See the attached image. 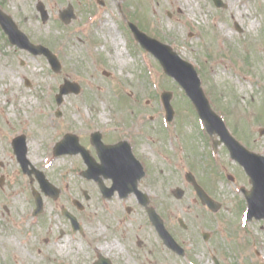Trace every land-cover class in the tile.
Masks as SVG:
<instances>
[{
	"label": "rangeland",
	"instance_id": "1",
	"mask_svg": "<svg viewBox=\"0 0 264 264\" xmlns=\"http://www.w3.org/2000/svg\"><path fill=\"white\" fill-rule=\"evenodd\" d=\"M221 1L225 8H217L212 0H179L183 7L179 12L176 0H0V9L29 41L49 49L61 63V72L53 73L44 56H33L10 44L0 28V89L8 87L0 93V160L7 175V186L0 190V227L15 230L10 234L12 248L4 243L5 238L0 245V264H86L91 234L101 232L104 241L114 244L113 236L119 230L135 229L134 222L145 225L141 209L133 211L131 222L115 199H97L95 184L79 175L83 170L76 173L82 164L79 156L52 154L67 132L94 152L89 139L97 130L107 144L136 140L134 150L147 171L140 188L158 203L160 212L169 208L171 219L180 216L192 223L193 231L199 223L198 231L211 233L212 241L201 249L197 264H213V256L220 264H264V218L244 221L246 202L241 188L250 190L248 177L223 144L214 154L212 140L189 99L157 59L137 44L126 23L133 22L190 62L228 131L246 149L264 156V132L259 134L264 129V0H234L233 5L231 0ZM39 2L47 14L45 21L37 10ZM68 5L75 18L64 24L59 15ZM254 15L259 18L256 25H261L251 29ZM107 28L120 36L118 48L125 53L124 64L112 56ZM9 73L14 77L12 85ZM64 79L78 83L81 91L65 96L58 107L54 96ZM13 91H18L15 101ZM162 91L172 93L174 118L170 123L164 119ZM22 93L25 102L20 107ZM20 135L26 138L29 169L42 171L62 191L58 200L45 197L36 179L30 181L19 172L9 142ZM186 172L221 203L218 213L190 199L194 192L184 179ZM175 187L187 191L182 203L171 194ZM31 188L43 201L38 218L30 213L34 205ZM83 191L91 197L89 201ZM73 201L84 210L80 212ZM123 202L133 206L129 199ZM62 209L83 219L87 237L66 233L58 237L59 229V234L67 231ZM93 212L105 216H95L89 224ZM3 236L0 233V241ZM44 239L48 242L43 243ZM62 242L65 248L60 254L57 248ZM196 245L192 254H198L194 252L201 245Z\"/></svg>",
	"mask_w": 264,
	"mask_h": 264
},
{
	"label": "water",
	"instance_id": "2",
	"mask_svg": "<svg viewBox=\"0 0 264 264\" xmlns=\"http://www.w3.org/2000/svg\"><path fill=\"white\" fill-rule=\"evenodd\" d=\"M216 6L222 7L224 4L221 0H213ZM37 9L41 14L42 20H46L47 14L44 10L42 3H38ZM74 18L72 7L69 5L67 9L61 11L60 19L68 23ZM0 25L4 32L8 35L9 40L19 46L20 48H25L34 54H44L52 69L56 72L60 71V64L55 55H53L49 50L43 48L42 46L32 45L26 36L21 33L17 26L13 23L11 18L4 14L0 10ZM132 33L135 39L141 44V46L147 51L151 52L160 62L164 72L170 77L174 78L178 84L184 89L186 95L190 98L195 109L198 113L200 121L206 128V131L210 136L213 134H218L222 142L225 143L229 150L231 158L238 161L239 164L244 168L246 174L249 176V182L251 184V189L249 191H244V196L247 202L246 210V220L250 221L253 218L259 220L264 218V156L250 152L246 150L239 142H237L227 131L222 119L217 116L210 108L208 100L206 99L201 86L200 80L197 76L196 71L193 66L182 60L170 46L162 44L159 41L148 37L143 32L139 31L138 28L129 23ZM79 87L75 83H70L65 80L64 83L59 88V93L56 95L57 103L60 104L62 97L70 92L77 93ZM171 93L163 92L161 94V99L166 110V117L168 120L172 117V108L170 106ZM263 130L260 131V134ZM92 143L95 145L102 164L99 166L92 165L89 159L88 153L78 146L77 138L74 135L66 134L63 139L57 143L54 147V155L62 153H77L81 152L84 160L89 166L88 170L83 173L86 178H94L99 183L101 180L98 178L99 175L109 176L113 180V188L118 191H123L124 194L137 191L136 183L137 180L143 175L141 166L130 153L129 146L126 142H120L115 145L106 146L100 141V134L94 133L91 137ZM13 147L15 154L22 168L25 170L28 161L25 158L26 148L24 137L20 136L14 139ZM122 151V152H120ZM42 190L53 198H57L59 190L51 187L47 181L44 179L42 173L36 174ZM186 178L190 181L197 194L201 198L203 204L207 205L212 211H218L220 204L216 203L210 199L204 191L197 185L191 174H186ZM102 190L103 185L100 184ZM182 191L176 189L174 195L176 197L182 196ZM109 196V194H107ZM35 202L37 209L35 214L41 210L42 204L40 197L36 194ZM149 216L152 222L155 224L156 228L161 233L165 241L172 240L171 237L166 233L162 226V223L158 216L153 210H148ZM65 214H67L64 211ZM69 215V214H67ZM73 220L74 218L69 215Z\"/></svg>",
	"mask_w": 264,
	"mask_h": 264
},
{
	"label": "flooded vegetation",
	"instance_id": "3",
	"mask_svg": "<svg viewBox=\"0 0 264 264\" xmlns=\"http://www.w3.org/2000/svg\"><path fill=\"white\" fill-rule=\"evenodd\" d=\"M122 140L125 139L117 140L116 142ZM128 141L132 149L131 152L133 153L134 157L141 163L145 172L144 177H142L137 182V188L140 191L139 193L130 192L124 194L123 191L119 192L116 190L113 193H111L110 197H106L107 194H109V192L107 193L103 192L102 188L100 187L101 183L92 179H88V180L93 182L96 186L95 189L98 196L97 199H99L101 202H111L113 199H115L113 202L117 203L118 205H121V207L123 208L124 216L131 222L132 219L130 217L132 216L133 211L136 209L138 210L141 209L145 216L144 219L145 225L141 224L140 226L139 223L134 222V225H136L135 229L133 230L123 229V231L119 230V232L113 236V241H115L114 244L108 242L107 240L104 241L105 237H102L103 234H101V232L97 235L91 234L89 236V239L87 238V243L89 244L88 247L89 251L87 254V259L85 260L86 264H197L196 257L198 258L202 254L201 249L205 250L206 247L205 244L208 245L212 241L211 233L205 232L201 229L198 231L199 223H197L196 226L197 228L193 231V229H191L192 223L189 220L186 219L183 220V218H181L180 216H177L176 218L172 217L174 220L171 219V216L169 214V208L167 207H163L164 211H168L166 213L164 211L160 212L158 210L159 209L158 203H156L153 200V198L147 194V192H145L140 188L142 185V180L147 176V171L145 168L146 163L136 154L134 150V147L136 146L137 142L136 140L135 141L128 140ZM9 143H10L9 146L11 148V152L15 158L17 166L19 167V172L21 173L22 176L32 181L33 177L31 178V176H29L27 173H24L23 170L21 169L20 164L14 155L12 149V143L11 142ZM79 143L84 146L86 145L81 141H79ZM108 144H113V143L109 142ZM86 149L87 150L89 149L88 152L92 159V163L99 164L100 158L97 155V151L95 150V148H94V152L90 149L89 146H86ZM77 156L80 157V155ZM80 159L82 160L81 157ZM4 165H5L4 162L0 160V190H4L7 186V175L4 171H2ZM77 166H79V161L77 163ZM83 167L85 168L86 166L82 160V164L76 168L77 169L76 173H79L80 170H83ZM79 175L81 174L79 173ZM184 179H185V174H184ZM185 181L187 180L185 179ZM102 184L105 186L106 189H111L113 186V181L110 178L103 177ZM189 184L192 188V191L194 192V196L193 195L190 196L191 197L190 199H192V201H194L195 203H199L203 208L209 210L201 202L192 184L191 183ZM33 190L35 189L31 188L32 196H33ZM39 190L45 197H48L54 201L58 200L59 196L62 195V191L60 190L58 197L56 199H53L47 196L40 187ZM204 190L211 198L214 199L213 195L210 194V192L207 189L204 188ZM182 193H183L182 196L178 198L174 195V189L171 190V194L173 198L177 200L179 203H182V201H184V198L187 195V191L182 189ZM82 194L85 200L89 201L91 199V197L87 194L86 191H83ZM128 199L132 201L133 206H127V204L124 205L123 201ZM33 201H34V197H33ZM72 203L76 206V208L80 212L84 210V207L82 205L78 206L76 201H73ZM98 204L100 205L102 203L98 202ZM34 209H35V203L32 206L31 211L30 210L29 211L32 216L40 217L39 215L42 214L43 211L35 215L33 214ZM147 209H153L155 211L156 215L161 220L163 227L171 237L172 241L171 240L167 242L165 241L159 230L150 220ZM4 211H8V209L5 206H4ZM67 212L75 218V221L73 222V220H71V218L67 214L63 213L61 210V215L66 220L67 231L66 232L61 231V234H59V231L61 230L59 229L58 237L62 238L65 235L64 233H66V235H70L80 239L87 237L88 234L87 235L85 234V229H84V225L86 226V223L83 221V219L82 218L80 219L78 215H76L75 213L73 214L69 211ZM102 212L105 213L104 211ZM95 216H99L100 218L105 215L101 213L93 212L91 219L88 216L87 221L89 222V224L95 220L94 219ZM149 226L151 229H147V227ZM47 242L48 239L43 240V243H47ZM199 243L201 247L198 248L196 252H194L198 254H192L193 253L192 250L198 246V245L194 246V244H199ZM218 259L215 256H213L212 257L213 264H220Z\"/></svg>",
	"mask_w": 264,
	"mask_h": 264
},
{
	"label": "bare ground",
	"instance_id": "4",
	"mask_svg": "<svg viewBox=\"0 0 264 264\" xmlns=\"http://www.w3.org/2000/svg\"><path fill=\"white\" fill-rule=\"evenodd\" d=\"M176 1H177V6H178V11H179V12H182V11H183V7H182L181 3L179 2V0H176ZM234 3H235V1H234V0H231V5H233ZM237 9L239 10V7H237ZM28 14L30 15V13H28ZM258 20H259L258 16L254 15V17H252V19H251L250 22H249V26H250L251 29H255L256 27H260L261 24L256 25V22H257ZM73 36H77V33L74 32V33H73ZM107 36H109V38H110V42H111V44H112V46H113V48H114V50H113V55H112V56H113L118 62H120L121 64H124V63H125V58H124V54H125V53H124L123 50H121V49L118 48L119 44L121 43L120 36L118 35L117 32H113V31H112L111 29H109V28H107ZM9 74H10V73H9ZM9 82H10V85L13 84V82H14L13 74H10ZM243 82H248V79H244ZM238 83H239L241 89H243V87H244V83H241L240 81H239ZM7 89H8V87H4V88L0 89V93L2 92V90L6 91ZM17 93H18V91H13V92L10 93V94L12 95V97H14V98H13L14 101L17 99V98H15V97H17V96H16ZM32 97H33V95H31V97H29V98H32ZM24 102H25V96H24V94L22 93V97H21V99H18V103H19L20 107H21L22 103H24ZM44 133H45V132L42 131V129L39 130V134H40V135H41V134L43 135ZM100 225H101V224H100ZM5 226L8 228V224H5ZM13 231H15V230H10V229H8V231H5L4 228H1V227H0V233H2V232L4 233V236H3V238H2V241H0V245L2 244L3 239L5 238L4 243H5L8 247L12 248V247L10 246V245H11V242H10V234H11V232H13ZM17 232L20 233V230L18 229ZM99 233H100V232H99ZM7 235H8L9 237H8ZM11 238L14 240V237H13V236H12ZM66 244H67V243H66ZM64 248H65V243L62 242L61 244L58 245L57 250H58V252H60V254H61V251H64V250H63ZM16 253L19 254L17 250H16ZM6 261H7V259H6Z\"/></svg>",
	"mask_w": 264,
	"mask_h": 264
}]
</instances>
